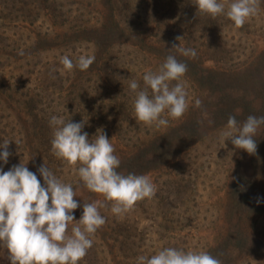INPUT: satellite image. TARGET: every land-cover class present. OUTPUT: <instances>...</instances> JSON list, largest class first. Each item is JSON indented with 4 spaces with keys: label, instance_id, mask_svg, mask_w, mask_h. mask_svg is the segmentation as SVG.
I'll return each instance as SVG.
<instances>
[{
    "label": "rangeland",
    "instance_id": "1",
    "mask_svg": "<svg viewBox=\"0 0 264 264\" xmlns=\"http://www.w3.org/2000/svg\"><path fill=\"white\" fill-rule=\"evenodd\" d=\"M21 1L0 0V20L4 17L8 27L21 26L29 20L27 10L20 11ZM132 1L133 11L146 5L148 14L132 11V19L111 18L107 0H84L86 10L99 9V32L88 31L80 37L67 32L69 41L54 40L50 33L49 40L37 46L49 49L48 58L57 59L59 64L65 55L73 62L80 55L95 56V62L86 71L74 68L68 75L60 71L65 79L61 83L64 99L55 97L54 108H45L40 117L47 120L52 115L62 117L64 111L68 120L70 111H75L77 118L86 116L83 121L88 123L90 141L98 130L112 139L115 154L121 161L117 171L124 175H146L156 187L152 198L136 202L122 217L111 213V204L100 210L106 223L92 237L93 247L80 264H135L137 256H151L165 247L207 251L222 264H264V251L258 246L264 233V202L257 203L258 199L264 200V126L255 136V154L236 149L231 140H226L224 145L219 139L229 116H235L241 124L249 115L264 116V0H259L257 14L239 28L225 15L213 19L200 13L195 0ZM169 4L165 23H160L156 17L158 7ZM11 7L13 10H9ZM93 18L89 13L84 19L95 22L97 17ZM111 19L113 25L110 23L103 30L101 23ZM30 20L34 33L47 32L48 23H43L42 16L33 15ZM118 21L126 28L123 32L113 28ZM17 31L23 36L18 51L26 49L25 54L30 53L27 47L36 35L21 28ZM5 37L15 40L9 33ZM142 39L148 43L144 45ZM73 40L78 43L74 44ZM59 42L63 45L57 49L54 46H59ZM176 45L194 48L198 59L183 57L173 49ZM138 46L151 55H139ZM168 55H176L188 65L181 82L188 92L189 108L180 119L169 118L167 126H147L135 118V97L128 83L135 79L143 87L144 74L158 71ZM142 57L147 60L141 61ZM158 58L160 64L155 63ZM129 62L136 65L128 66ZM43 64L30 71L39 72ZM24 69L28 68L22 66L17 76ZM223 69L240 73L234 79L221 80L214 71ZM9 83L16 85L20 93L33 90L35 81L27 77ZM197 98L202 101L199 108L194 104ZM221 103L242 109L212 116L213 106ZM65 104L71 106L67 108ZM23 117L15 111L0 112V143L11 140L8 146L11 155L3 165L4 171L21 162L27 163L43 185V177L37 170L45 163L59 179L73 185L77 194L74 199L80 204L73 213L78 221L83 204L103 202V196L83 186L75 170L77 166L51 154V142H46L52 138L49 126L44 139L41 134L26 130ZM235 246L239 251H232ZM8 255L7 249L0 248V264H10Z\"/></svg>",
    "mask_w": 264,
    "mask_h": 264
},
{
    "label": "clouds",
    "instance_id": "2",
    "mask_svg": "<svg viewBox=\"0 0 264 264\" xmlns=\"http://www.w3.org/2000/svg\"><path fill=\"white\" fill-rule=\"evenodd\" d=\"M197 11L215 19L225 15L236 27L258 12L259 0H195ZM227 6V7H226ZM183 57L196 58L194 48L174 46ZM23 53H21L22 55ZM65 71L74 68L86 71L95 62V56L80 55L75 62L68 56L61 57ZM188 65L168 55L155 72L143 76V87L135 80L128 83L134 94L135 118L147 126H167L169 118L180 119L189 108L188 92L181 82ZM176 82L173 84L172 82ZM196 107L202 105L195 99ZM52 130L51 154L75 168L83 186L90 192L103 196L104 200L83 204V213L77 221L74 210L80 204L72 184L59 179L44 163L37 171L43 177V185L27 163H20L4 171L11 153V140L0 143V248L8 250L10 264H80L93 247L92 237L106 223L101 209L111 204L110 211L116 217L129 213L136 202L150 199L156 187L146 175L117 171L121 161L114 145L102 130L91 141L84 132L85 122H72L52 115L48 121ZM264 126V116L249 115L241 124L235 116H229L219 139L226 140L236 149L255 154V136ZM51 201V203H49ZM264 202L258 199L257 203ZM71 228L69 230V226ZM136 264H222L207 251L165 247L157 253L139 255Z\"/></svg>",
    "mask_w": 264,
    "mask_h": 264
},
{
    "label": "trees",
    "instance_id": "3",
    "mask_svg": "<svg viewBox=\"0 0 264 264\" xmlns=\"http://www.w3.org/2000/svg\"><path fill=\"white\" fill-rule=\"evenodd\" d=\"M23 1V0H22ZM19 2L22 3L20 9L21 13L25 9L27 10L26 12L29 14V20H27L25 23L22 22L21 26H11L6 24V20L4 17L1 18L0 20V29H3V31H0V112H7V111H15L18 115L23 114L24 120H26V130H32L35 131L36 134H41L44 139H46L45 132H47V128L49 126V123L46 117H40V114L43 113L45 108L49 109L51 107L54 108V103L56 102L54 98L56 99H64L63 93L64 90L61 88V83L65 82V79L61 76V72L65 75L72 74L71 72L65 71L63 69V65L58 63L57 59L54 58H48V53L50 50L49 49H44V48H37L40 43L46 42L47 38H49V34H53V39L54 40H59V41H69L70 38H66L67 32L70 34H74V37H80L81 33L86 34L88 31L92 32H99V9L98 8H92V10L88 11L86 10L88 7L85 5L84 0H25L24 2ZM132 0H107V7H108V15L110 14L111 18L115 17H124L125 21L127 19H132L133 13V5ZM14 4V2H12ZM132 5V6H131ZM162 5V4H161ZM175 6V4H172ZM131 6V7H130ZM90 7V6H89ZM156 7V6H155ZM146 5H142L141 8L137 7L134 8L133 12H141L143 16L147 15L148 12H146ZM170 9V4L169 5H163L162 7H158V11L156 14V17L159 18L160 23H165V19L167 18V9ZM138 9V10H137ZM13 10V7L11 9ZM19 11V10H18ZM97 17L95 18V22L90 21V20H85L86 15ZM35 15L36 17H41L43 19V23H48V28L46 29V33L44 35L41 34H36L34 33L35 31L33 30L32 22L30 18ZM136 18V17H135ZM157 18L156 22L159 24ZM145 21V17H143ZM3 21L5 23H3ZM119 22V21H118ZM106 23V22H105ZM112 23L113 25V19H111V22H108L106 24L101 23V28L106 30L108 28V25ZM126 23V22H125ZM144 23V22H143ZM129 24V23H127ZM43 28V26H40ZM110 27V26H109ZM118 27L120 32H123L124 26L118 23V25L114 24L113 28ZM26 30L28 33H33L36 36L31 39L34 40L32 41L33 43H30V47H27L28 50H31L30 53H27V50L24 49L23 51H18L20 46H18L21 40L23 39V36L21 35V32L19 33L17 30ZM49 30V31H48ZM11 35L13 37L14 41H10L7 37H5V34ZM80 35V36H79ZM146 35V34H144ZM60 36L64 37L63 40H61ZM71 36V35H70ZM82 36V37H83ZM81 37L82 41L83 38ZM57 38V39H56ZM150 39V37H149ZM144 45H146L145 40H143ZM74 44L78 43L76 40L72 41ZM71 42V43H72ZM60 43V42H59ZM58 43V44H59ZM80 43V42H79ZM72 44V45H74ZM96 45L95 43H93ZM62 43H60L59 46H54L55 48L62 47ZM165 45V44H164ZM148 46V45H147ZM177 46V45H176ZM36 47V48H35ZM182 47V46H179ZM166 48V46H164ZM148 49V48H147ZM9 50V51H8ZM46 51V52H45ZM73 52V51H72ZM176 52V51H175ZM21 53H23L21 55ZM52 53V52H50ZM74 53V52H73ZM137 53L139 55L143 54L144 56L148 55L150 56L151 54L149 53L148 50L137 47ZM25 54V55H24ZM50 55V54H49ZM145 56V57H146ZM143 58V57H142ZM196 60L198 57L195 58ZM146 61L147 59H142L141 61ZM155 63L160 64V59H156ZM23 63V65H21ZM44 63V64H43ZM131 63V64H130ZM41 65L42 67L39 68V72H31L30 69L35 67L36 65ZM129 65H132L134 63L129 62L126 63ZM136 65V64H134ZM22 66L27 67L28 69H24V73L20 74L17 76V71H20L22 69ZM216 74H219L218 76L223 80L225 77L226 79L232 78L234 79L233 76H236L240 72L236 71H228V70H216L214 71ZM35 73L37 74L36 77ZM27 77H33L35 84H34V89L33 90H26L23 92L18 93L16 89L17 84L15 81L14 84H10L9 81L14 79L16 81H23ZM231 80V79H228ZM37 83V84H36ZM59 86V87H57ZM58 88V89H57ZM6 93V99L4 94ZM3 99V100H2ZM5 99V100H4ZM262 101V100H261ZM49 103H52L53 106H49ZM65 103V102H64ZM72 104V103H71ZM11 105H14L13 108ZM73 105V104H72ZM71 106V105H70ZM67 104H65L64 107H70ZM80 106V104H78ZM43 107V108H42ZM63 107V108H64ZM86 109V108H83ZM241 107H227L226 104L221 103V104H216L213 106L212 111L210 114L212 116H217V115H223L225 112H228V114L231 112H235L240 110ZM72 113V114H71ZM70 119L72 122H82L83 118L86 120V116L81 117L80 115L78 118L74 116L76 112L70 111ZM61 115V113L59 114ZM62 117L68 120V115L66 111L63 112ZM68 117V118H67ZM99 117V116H98ZM88 118V117H87ZM92 118H96L95 115H93ZM29 119V121H27ZM96 121V120H95ZM87 124V125H86ZM86 126H88V123L85 122V126L83 131L88 133V130L86 129ZM90 139V136H88ZM52 138H48V143L51 142ZM50 149V148H48ZM51 150V149H50ZM60 168V166L58 167ZM111 236V235H110ZM259 249L264 251V233L261 236V240L258 243ZM153 249V247H151ZM232 251L236 252L239 251L238 247H232ZM136 264V263H135Z\"/></svg>",
    "mask_w": 264,
    "mask_h": 264
}]
</instances>
